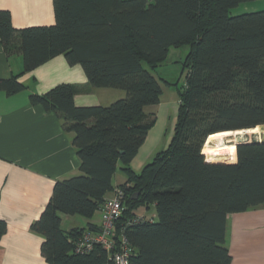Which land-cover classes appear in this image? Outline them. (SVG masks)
<instances>
[{"label":"trees","instance_id":"trees-1","mask_svg":"<svg viewBox=\"0 0 264 264\" xmlns=\"http://www.w3.org/2000/svg\"><path fill=\"white\" fill-rule=\"evenodd\" d=\"M254 1L54 0L55 25L26 29L0 11L4 50L24 59V72L0 90H26L20 76L64 56L94 88L125 92L106 107H77L71 84L30 96L62 119L81 163L80 174L56 182L32 226L44 236L47 264H116L124 237L130 264H232L228 218L264 206V142L237 144L233 164L209 163L203 150L212 135L264 127V9L234 13ZM184 47L185 85L156 77L170 51ZM163 85L178 91L172 138L136 172L132 161L157 123L147 110L161 104ZM120 164L127 181L115 186ZM117 189L125 197L115 249L77 252L84 233L99 230H66L62 216L91 220ZM6 233L0 220V240Z\"/></svg>","mask_w":264,"mask_h":264},{"label":"crops","instance_id":"crops-1","mask_svg":"<svg viewBox=\"0 0 264 264\" xmlns=\"http://www.w3.org/2000/svg\"><path fill=\"white\" fill-rule=\"evenodd\" d=\"M0 11L9 13L16 29L56 23L54 0H0ZM23 72V57H8L0 39V81H9ZM19 82L26 90L18 94L0 90V220L7 224V233L0 240V264H47L42 256L44 236L32 226L48 205L56 182L80 174L81 163L72 144L73 135L65 131L62 119L41 105H33L30 96L71 84L77 87V107H106L124 98L125 92L94 88L82 66H71L64 56L23 74ZM162 104L147 110L157 115V124L160 116L170 117V110ZM177 109L176 105V116ZM157 126L150 130L132 161L136 172L143 170L160 146L166 149L170 143L172 135L167 143L165 125ZM126 181L124 174L123 180L114 184ZM149 214L156 217L153 211ZM96 215L86 219V226L73 221L70 229L93 224L99 230L102 215L98 219ZM227 227L226 244L232 264H264V206L232 214Z\"/></svg>","mask_w":264,"mask_h":264},{"label":"rangeland","instance_id":"rangeland-1","mask_svg":"<svg viewBox=\"0 0 264 264\" xmlns=\"http://www.w3.org/2000/svg\"><path fill=\"white\" fill-rule=\"evenodd\" d=\"M247 7V9H245ZM252 8V9H250ZM264 9V0H256L253 3H249L246 5H242L240 6L238 9H236L234 11L235 14H241L244 12H255V11H259V10H263ZM245 10H249V11H245ZM254 10V11H252ZM188 48L184 47L181 49H172L169 53L168 59L167 61L160 66L156 72L155 75L158 78H162L164 80H168L171 83H177L178 87H182L183 85H185V73L182 72V68H183V62L185 60V56H186V51ZM164 88V94L162 96V102L164 106H167L168 109L170 110V117L167 116V118H164L162 116H160L159 121L157 125H155L153 128L159 127L161 124L165 125V129L164 131L166 132V138H167V143L171 138V135L173 133V129H174V121H175V111L174 109L178 108V91H177V86H165L163 85ZM161 109V108H159ZM149 114H152V112H148ZM165 115V114H164ZM260 127V134L258 135H251V136H233L227 139H223V140H218V141H214L211 143L210 147H207V150H213L215 148L219 149V148H224L223 150H219L218 152H213L215 153H220L222 154L221 159L220 160H211L209 156L205 155L206 159H208L207 161L209 163H227L228 159L230 158L231 154H232V150L234 148V146L236 147L237 144L242 143V142H251V141H261L262 140V136L264 135V127ZM152 128V129H153ZM151 129V130H152ZM241 138V139H240ZM238 139V140H237ZM237 140V141H236ZM237 144H236V143ZM165 142V144H167ZM207 144V143H206ZM205 144V145H206ZM217 146V147H216ZM162 146L159 147L158 151H156L153 155V157L151 159L154 158V156L164 150L161 149ZM216 149V150H217ZM235 159V155L234 157H232ZM236 161V160H235ZM121 164L118 167V171H117V176L116 179L114 181L115 184H119V182H121L123 180V173L121 172ZM101 216V211L98 212V214L96 215V219L100 218ZM63 217V228L68 230L71 228V224L73 223V221L77 222V223H81L86 226L84 223L86 222L85 218H81L79 216H75V218H71L72 216H62Z\"/></svg>","mask_w":264,"mask_h":264},{"label":"built area","instance_id":"built-area-1","mask_svg":"<svg viewBox=\"0 0 264 264\" xmlns=\"http://www.w3.org/2000/svg\"><path fill=\"white\" fill-rule=\"evenodd\" d=\"M235 159H228V162H234ZM124 192L117 189L113 196L107 198L101 210V226L98 233L85 232L81 237V241L77 252H91L95 246L101 245L110 254L115 249L116 241V224L123 213ZM121 249L112 255L116 264H130L132 249L128 246V242L124 237Z\"/></svg>","mask_w":264,"mask_h":264},{"label":"bare ground","instance_id":"bare-ground-1","mask_svg":"<svg viewBox=\"0 0 264 264\" xmlns=\"http://www.w3.org/2000/svg\"><path fill=\"white\" fill-rule=\"evenodd\" d=\"M260 127H256L254 129H250V130H242V131H236V132H223V133H219V134H215V135H212L208 141H207V144L205 145L204 147V150H203V153L205 155H213L216 151L217 148L213 149V150H210L208 151L207 150V147H210L211 143L214 142V141H218V140H223V139H227V138H230V137H233V136H251V135H258L260 134ZM241 139V138H240ZM238 140V139H237ZM236 140V141H237ZM236 143V142H235ZM213 144V143H212ZM237 144V143H236ZM214 145V144H213ZM217 147V146H216ZM227 147V146H226ZM224 148V147H223ZM235 148V146H234ZM220 149V148H219ZM218 150V149H217Z\"/></svg>","mask_w":264,"mask_h":264},{"label":"water","instance_id":"water-1","mask_svg":"<svg viewBox=\"0 0 264 264\" xmlns=\"http://www.w3.org/2000/svg\"><path fill=\"white\" fill-rule=\"evenodd\" d=\"M260 142H264V135L262 136V140L260 141ZM237 146V145H236ZM219 164H233V163H231V162H227V163H219ZM138 195H136V197H137Z\"/></svg>","mask_w":264,"mask_h":264},{"label":"clouds","instance_id":"clouds-1","mask_svg":"<svg viewBox=\"0 0 264 264\" xmlns=\"http://www.w3.org/2000/svg\"><path fill=\"white\" fill-rule=\"evenodd\" d=\"M206 160H208V159H206ZM235 160H236V155H235ZM208 162V161H207ZM236 161H234V162H231V163H235Z\"/></svg>","mask_w":264,"mask_h":264}]
</instances>
